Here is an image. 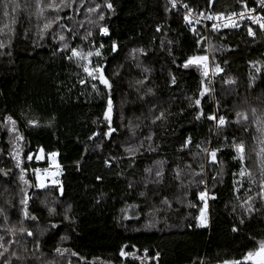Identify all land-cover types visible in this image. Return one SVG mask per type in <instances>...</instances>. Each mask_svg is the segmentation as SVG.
Here are the masks:
<instances>
[{
  "label": "trees",
  "instance_id": "16d2710c",
  "mask_svg": "<svg viewBox=\"0 0 264 264\" xmlns=\"http://www.w3.org/2000/svg\"><path fill=\"white\" fill-rule=\"evenodd\" d=\"M93 1L104 10L107 35L95 33L84 44L77 38L73 48L93 51L95 65L106 66L111 88L69 59L71 50L61 46L55 30L37 35L25 10L29 4L16 13L9 40L0 39V169L7 172L0 173V251L8 249L0 264L241 259L264 241V200L257 195L264 183V35L251 38L248 25L192 30L180 8L188 5L205 17L227 15L243 9L238 0ZM258 1L243 3L255 8ZM196 56H209L211 77L204 68L184 66ZM109 99L114 131L105 136ZM9 116L16 121L11 133ZM132 116L142 119L133 131L141 143L127 151L131 131L125 120ZM239 143L243 159L235 149ZM41 149L45 159L55 153L61 169L59 184L50 188L59 208L51 211L43 203L46 192L32 188L30 170ZM206 150L216 151L214 160ZM155 169L162 175L149 178ZM200 192L209 195L207 227L199 223ZM248 197L251 212L245 210ZM151 223L156 227L149 228Z\"/></svg>",
  "mask_w": 264,
  "mask_h": 264
},
{
  "label": "rangeland",
  "instance_id": "374dc122",
  "mask_svg": "<svg viewBox=\"0 0 264 264\" xmlns=\"http://www.w3.org/2000/svg\"><path fill=\"white\" fill-rule=\"evenodd\" d=\"M49 2L50 0H41L42 6ZM55 2L59 4L60 0H55ZM25 4L30 5V9L26 7L25 10L30 21H32V26L37 32V35L41 36V34H44L46 30H55L59 34V36L57 35L58 40H61L59 43H61V46L66 50H71L73 48L74 42L77 38L81 39L84 44L89 38L91 39L95 33L101 32L100 29L102 28V20L100 19V16H104V10L101 9L100 6L96 5L93 0H70L68 7L61 6V8L57 10L44 7L42 13L37 10L36 0H0V39H3L4 42L8 41L11 36L12 28L16 23V13L20 9L24 8L23 5ZM17 5H19V7H17ZM5 12L8 14L5 15ZM57 17H59V19H57ZM36 22H38V26L34 25ZM45 24H49V27L46 29L44 28ZM89 32L91 35H88ZM61 37H64V39L62 40ZM76 49L79 52H82L85 56L84 60L79 59V57H75L77 60L82 62L83 65L88 66L90 69L97 67L95 65L96 57L91 49L89 50V48H85L84 46H79ZM88 52H92V56H87ZM203 57H206V59L202 63H193V65L204 68L207 75L211 77L209 56ZM129 58L131 59L130 63L132 64L134 60L132 57ZM99 67L102 69L101 66ZM105 78L107 79L106 75ZM141 100L145 101L146 98H142ZM118 109L121 112L124 110L123 106ZM122 117H124V115H122ZM140 124H142V119L137 116H132L128 120H125V125L128 127V130L131 131V137L127 140L126 144L128 145L127 147L133 151H136L140 147V140L133 136V131H136V128ZM209 153L210 151L206 150L204 154L208 157ZM36 156L40 157L39 159L46 161L49 169L44 174H39V181L37 180V175L32 177L33 193L36 191L46 192V195L44 196L45 201H43V203H46L47 207L51 208V210H55L59 208V205L57 201L53 199L50 188L56 187L59 184L61 175L57 155H50L45 159L44 153L40 151ZM156 172L157 169L151 171L149 178L151 177L153 179L154 176H156ZM53 181H56V183H53ZM40 183H42L44 187H39L38 184ZM33 196L31 194L30 199H32ZM208 197V193H206L204 200H201L199 197V200L202 203L201 209H203V217H201V210L199 213V223L201 227H207L209 225ZM180 198H183V196H179L177 200L181 201L182 199ZM186 201L189 202V200ZM201 219H203L204 223H201ZM155 225L156 223H151L149 228H154L156 227Z\"/></svg>",
  "mask_w": 264,
  "mask_h": 264
},
{
  "label": "snow or ice",
  "instance_id": "6c2138e0",
  "mask_svg": "<svg viewBox=\"0 0 264 264\" xmlns=\"http://www.w3.org/2000/svg\"><path fill=\"white\" fill-rule=\"evenodd\" d=\"M238 2H240L242 4V8L244 10H242L241 12L237 13L235 11L233 12H230L228 13L227 15H225V13H216V19L217 20H221V19H224L225 22L223 25H216L214 24L213 25V28L216 29L217 27L219 26H223V27H239V24L236 22V19L234 18H238L239 20H244L245 19V10H247L248 12H251V11H254L252 9H247V5L243 3V0H238ZM69 3H70V0H60V3L57 4L55 2V0H50L49 3H47L46 5H43L42 6V3H41V0H36V7H37V10L39 12H43L44 10V7H47L49 9H52V10H57L59 8H61V6L63 7H68L69 6ZM213 3V0H209V4L211 5ZM260 3H261V7H264V0H260ZM17 7H19V5H17ZM107 7L109 9L112 8V5L109 3L107 4ZM173 7H175V4L173 3ZM185 8H188L187 5L184 6ZM188 11L191 12V9L188 8ZM8 13L5 12V15H7ZM199 15H203V13H199ZM57 19H59V17H57ZM100 19H104L103 15L100 16ZM207 19L208 20H212L213 19V16L212 15H208L207 16ZM247 19L248 20H251L252 23L254 24H259V27L261 30H264V22H261L262 19L264 18H261V17H257V16H254V15H248L247 16ZM184 20L187 21L189 24L191 23V20L189 19V16L188 15H185L184 16ZM49 27V24H45L44 25V28H48ZM159 30V29H158ZM100 31L107 35V32L108 30L106 28H101ZM247 32H248V35L249 36H253L254 35V32H253V29L251 27H248L247 29ZM88 35H91V33L89 32ZM61 39L63 40L64 37H61ZM4 47V44L2 42H0V49H2ZM101 47H103V45H101ZM112 49L113 51L116 50V45L115 43H113L112 45ZM97 56L101 55V53L99 51H97L95 53ZM87 56H92V52H88L87 53ZM73 57H79V59L81 60H84L85 59V56L82 52H79L76 48H72L71 49V56L69 57V59L73 58ZM206 59V57H203V56H196V57H191L189 58V60L185 63V67H188L189 64H193V63H202L204 60ZM83 70L84 72L89 76L91 77L92 79H99L100 83L105 85L106 87L108 88H111V84L109 83V81L105 78V76L103 75V72L101 70V68L99 66L95 67V68H92L90 69L88 66L84 65L83 66ZM217 72H220L222 71V69H220L219 67H217L216 69ZM260 69H257V72H259ZM205 75H207V72L205 71L204 73ZM175 82V81H173ZM226 83H229L230 81H225ZM81 83H83V81H81ZM207 91V89H203L200 91V96H203L205 94V92ZM196 105H199L200 104V100L199 99H196L195 101ZM111 110H112V101L111 99L108 100V104H107V109L106 111L104 112V119L106 121H109V130L108 132L104 133L105 136L109 135L111 132L114 131V129L111 128L110 126V121H111ZM253 113H255L256 109L253 108L252 109ZM163 114H161L162 116ZM236 115L238 117H241L243 120H247L248 119V116L246 113H241V112H237ZM161 117H157V119H160ZM209 120H216L217 117L215 115H210L208 117ZM6 120L8 122H10L13 127H10L8 128V132H14L15 131V124H16V121L14 119H12V117H6ZM30 124L32 125H35L37 122L36 121H29ZM226 123L225 121V118L223 116H220L219 119H218V125L220 126H223L224 124ZM93 135H96V133H93ZM17 139H22V137H19L17 136ZM91 139V137H90ZM187 143V142H186ZM235 149L237 151V153L241 154V159H243V152H244V145L243 143H239V144H236L235 145ZM41 151H43V149H41ZM127 151H132V149H127ZM262 151H264V149H262ZM52 156H55L56 154L55 153H52L51 154ZM210 156L213 158V160L215 159L216 157V151L215 150H212L210 152ZM31 155L28 156V159H31ZM40 157H37V159H39ZM109 162L106 160L105 161V164L107 165ZM16 167H20V161L17 160L16 162ZM10 171V170H9ZM36 173H37V180L39 181L40 180V176H39V169H36L35 170ZM0 173H3L4 175H7V172H4V170L0 169ZM241 176L244 175V172L242 171L241 173ZM162 174L160 171H157L156 172V176L157 177H160ZM179 172H177L176 174V178L179 179ZM20 179L21 180H24V177H23V170H21V176H20ZM97 179L99 180L100 177H97ZM25 183H27V181H24ZM203 181H201L202 183ZM53 183H56V181H53ZM39 187H44V185L42 183L38 184ZM205 195L206 193L205 192H200L199 193V196H200V199L201 200H204L205 199ZM257 195L262 199L264 200V183H261L260 185V191L257 193ZM27 200H28V196L27 194L24 195V198L21 200V204L22 205H25V210H24V215L27 217L28 213H27V210H26V204H27ZM252 200V197H248V200L245 201V205H246V208L245 210L248 211V212H251L253 210H255L253 208V205L251 203H249V201ZM163 203H167V200L163 201ZM51 211V209H50ZM201 217H203V209H201ZM33 219H35V217H32ZM201 223H204L203 219H201ZM241 223H243V221H241ZM237 229L234 227L233 228V231H236ZM21 232H25L26 230L24 228H21L20 229ZM29 236L32 235L31 232H28L27 233ZM0 239H2V237H0ZM0 248H3V245L0 244ZM8 251V249L4 248L3 251H0V256H3L4 255V252ZM56 251L59 253L60 252V249L57 248ZM13 256H15L16 254L15 253H12ZM73 255H76V253H73ZM126 253L121 250V256H125ZM156 256L158 257L159 256V253H156ZM5 264H8V260H5ZM201 264H203V262H201ZM220 264H264V241H260L258 243V246L255 247L253 250H249L248 252H246L241 259H236V260H224L222 262H220Z\"/></svg>",
  "mask_w": 264,
  "mask_h": 264
},
{
  "label": "built area",
  "instance_id": "2783aa9c",
  "mask_svg": "<svg viewBox=\"0 0 264 264\" xmlns=\"http://www.w3.org/2000/svg\"><path fill=\"white\" fill-rule=\"evenodd\" d=\"M176 4H178V3H176ZM180 6H181L180 8H181L182 12L184 13V15H188L189 16V19L191 20V23L189 24L187 21H186V23L188 24L189 28L192 29V30H195V29H197L199 27H203L204 30L207 33L209 30H211V31H222V30H229V29L234 30V29L242 27L243 25H248V26H250L253 29V32H254V35L250 36L251 38H256L259 34L264 35V30L260 29L259 24H254V23H252L251 20L247 19L248 15H254V16L263 18L262 14H261V12H262L261 10H263L264 7H261L260 0L257 3V7H255V8H247V9H252L254 11L248 12L247 10H245V19L244 20H239L238 18H234V19H236V22L239 24V27H231V26L223 27V26H219L216 29L213 28V25L214 24L223 25L224 22H225L224 19L217 20L216 19V15H215V16H213L212 20H208L207 17H205L204 15L194 14L192 11L189 12L188 8H185L184 5H180ZM242 10H244V9H242ZM242 10L238 11L237 13L241 12ZM261 22H264V19H262ZM43 162H44V160L37 159V156H36L35 164L37 166L33 167L30 170V173H31L32 176L37 175V173L35 171L36 169H39V174L40 175L44 174L49 169L48 166H42L41 165V164H43Z\"/></svg>",
  "mask_w": 264,
  "mask_h": 264
},
{
  "label": "water",
  "instance_id": "95a60500",
  "mask_svg": "<svg viewBox=\"0 0 264 264\" xmlns=\"http://www.w3.org/2000/svg\"><path fill=\"white\" fill-rule=\"evenodd\" d=\"M103 75L105 76L106 66H104L102 69Z\"/></svg>",
  "mask_w": 264,
  "mask_h": 264
},
{
  "label": "bare ground",
  "instance_id": "6f19581e",
  "mask_svg": "<svg viewBox=\"0 0 264 264\" xmlns=\"http://www.w3.org/2000/svg\"><path fill=\"white\" fill-rule=\"evenodd\" d=\"M178 4H179V2H178ZM185 6V5H184ZM188 6V5H187ZM213 16H215V15H213ZM250 27V26H249Z\"/></svg>",
  "mask_w": 264,
  "mask_h": 264
}]
</instances>
